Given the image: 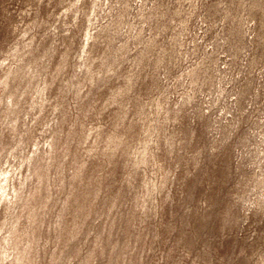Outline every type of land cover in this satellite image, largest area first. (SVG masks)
Masks as SVG:
<instances>
[{"label": "rangeland", "instance_id": "obj_1", "mask_svg": "<svg viewBox=\"0 0 264 264\" xmlns=\"http://www.w3.org/2000/svg\"><path fill=\"white\" fill-rule=\"evenodd\" d=\"M0 264H264V0H0Z\"/></svg>", "mask_w": 264, "mask_h": 264}]
</instances>
